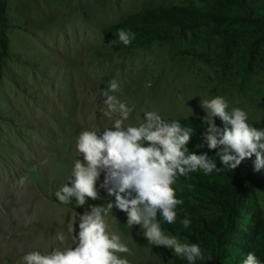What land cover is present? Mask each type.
<instances>
[{"label": "rangeland", "instance_id": "obj_1", "mask_svg": "<svg viewBox=\"0 0 264 264\" xmlns=\"http://www.w3.org/2000/svg\"><path fill=\"white\" fill-rule=\"evenodd\" d=\"M253 10L264 14V0H0V264L62 246L57 233L72 243L84 209L53 193L67 182L74 137L110 127L121 104L133 109L125 125L157 111L193 127L187 147L197 153L208 152L195 148L204 127L199 99L223 96L229 110L264 127V21ZM119 29L135 34L130 45ZM113 79L120 88L109 93V111L102 90ZM208 155L215 159L214 150ZM252 168L246 159L233 172H191L173 185L183 204L175 223L161 218L162 228L200 245L205 260L196 264H241L249 252L264 261V177ZM105 219L132 250L130 264H187L151 248L124 212Z\"/></svg>", "mask_w": 264, "mask_h": 264}, {"label": "clouds", "instance_id": "obj_2", "mask_svg": "<svg viewBox=\"0 0 264 264\" xmlns=\"http://www.w3.org/2000/svg\"><path fill=\"white\" fill-rule=\"evenodd\" d=\"M116 35L125 46L135 39L130 30L119 29ZM119 88V82L113 79L102 90L109 111L114 110L116 99L109 93ZM199 106L204 112L199 117L204 127L195 148L214 150L215 159L206 151L189 150L187 145L197 134L193 127L182 126L178 119L166 120L157 111H144L139 123L125 125L133 109L121 104L120 118L110 127L81 130L74 137L77 155L67 182L53 193L56 202L75 203L84 209L74 218L72 243L64 244L65 235L57 233L62 246L25 252L19 264H130L127 256L133 254L132 250L106 223L105 218L113 215L114 209L125 213L129 228L142 229L141 235L151 248L163 246L187 264L205 260L198 243L182 241L162 228L161 218L164 223H175L177 205L183 204L176 198L173 185L191 172L201 171L205 176L214 171L233 172L246 159L251 160L254 173L264 171V127L252 126L248 113L239 107L229 110L220 95L199 99ZM101 191L108 198L107 205L89 203L102 199ZM180 224L188 228L190 220L185 217ZM241 264L264 261L249 252Z\"/></svg>", "mask_w": 264, "mask_h": 264}, {"label": "trees", "instance_id": "obj_3", "mask_svg": "<svg viewBox=\"0 0 264 264\" xmlns=\"http://www.w3.org/2000/svg\"><path fill=\"white\" fill-rule=\"evenodd\" d=\"M260 13H264V12H260ZM249 14H250L252 17H254L253 19H258L260 22L264 21V14H261V15L259 16V14H257V12H256L255 10H253L252 12H249ZM263 172H264V171H261V176H262V177H264V176L262 175ZM262 180H263V182H264V178H263Z\"/></svg>", "mask_w": 264, "mask_h": 264}]
</instances>
